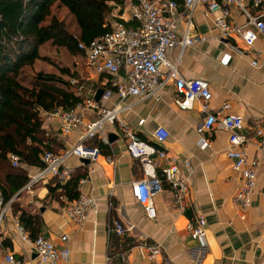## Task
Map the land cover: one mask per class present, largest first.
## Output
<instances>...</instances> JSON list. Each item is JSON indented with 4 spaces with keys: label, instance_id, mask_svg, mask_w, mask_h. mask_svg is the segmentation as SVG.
I'll use <instances>...</instances> for the list:
<instances>
[{
    "label": "crops",
    "instance_id": "obj_1",
    "mask_svg": "<svg viewBox=\"0 0 264 264\" xmlns=\"http://www.w3.org/2000/svg\"><path fill=\"white\" fill-rule=\"evenodd\" d=\"M223 10L227 11L226 19L230 23L243 24L247 20L234 4ZM185 11L183 0H177L176 16L182 18ZM220 14L218 10L209 13L205 5H196L188 33L198 40L186 46L181 54L178 47L169 49L167 57L178 63L181 76L208 81L212 109L228 101V112L242 115L243 132L248 137L244 147L246 154L258 160L256 190L251 205L242 211L232 200L241 180L226 156L228 133L219 127L200 133L197 129L204 119L200 103L196 102L191 109L180 108L175 103L177 91L169 82L159 97L128 96L122 102L132 106L123 111L121 118L143 139H148L157 125L168 130L163 147L169 156L177 159L180 175L188 181L183 203L177 205L174 202L172 189L162 171V162L155 161V173L160 183V189L153 195L156 217L150 219L146 216L131 191L132 183L143 178L141 163L128 155L123 130L106 123L101 136L107 138V149H99L94 159L72 157L68 163L73 176L79 179L78 195L74 199H68L62 188L56 186L60 182L54 177L37 183L31 192L21 188L13 196L17 206L38 216L37 236L49 238L57 247L69 249L68 261L58 264H108L106 257L112 241L109 226L114 221L121 222L126 228L123 236L115 237L126 253L124 260L113 256L111 264H257L260 260L264 252V36L259 35L248 50L239 38H222L213 24V18ZM109 21H112L111 16ZM179 27L181 36L186 29L185 21L179 22ZM225 56L229 59L223 65L221 60ZM253 59L257 60V66L251 65ZM89 70L94 74L93 83L113 90L107 99L101 97L98 103L105 107L114 106L119 98L111 85V78L104 76L108 74ZM164 73L165 68L161 75ZM123 78L121 74L120 80ZM96 116L95 111L88 112L83 123ZM43 118L42 127L49 133L52 151L59 152L74 145L83 135V125L62 134L56 118ZM139 119L144 122L138 124ZM258 129L262 130L261 134ZM201 139L208 145L202 147L199 144ZM91 142L88 140L85 144ZM184 161H188L189 169ZM33 166L37 165L24 167L27 176ZM84 177L87 180L79 184ZM80 194H87L95 200L94 208L88 211L82 224L72 221L63 209ZM196 214H203L206 219L207 249L204 253L186 228ZM16 223L20 224L13 210L0 223V264H10L4 262L8 253L23 262L50 264L39 261L30 245L22 240ZM63 235L68 239L62 240ZM140 244L160 245L162 252L156 262L146 258L145 250L138 246Z\"/></svg>",
    "mask_w": 264,
    "mask_h": 264
},
{
    "label": "built area",
    "instance_id": "obj_2",
    "mask_svg": "<svg viewBox=\"0 0 264 264\" xmlns=\"http://www.w3.org/2000/svg\"><path fill=\"white\" fill-rule=\"evenodd\" d=\"M185 13L182 18L176 16L177 0H124L112 12L111 28L109 31L93 39L88 45L79 44L84 50L86 64L89 69L97 74H108L111 85L119 98L112 107L101 106L94 96H88L84 101L71 108H57L50 113H43L48 118H56L59 121V131L68 134L76 127L83 125V135L74 145L65 147L59 152L45 150L40 159L41 166H33V171L28 173V180L21 190L32 191L33 187L45 179L54 177L58 182L67 181L73 173L68 164L72 157L81 159H94L100 152L96 146H87L88 140L95 137L107 142L103 128L106 123L120 127L127 139V152L130 157L141 163L143 178L134 181L131 185L132 195L142 205L146 216L150 219L156 217L153 195L160 189V183L155 173V161L162 162V171L165 179L170 184L174 202L181 205L188 192L187 178L180 175L178 161L169 156L163 144L169 132L157 125L150 133L148 139L141 138L138 133L122 121L121 114L131 108V104L122 101L128 96L138 98L159 97L164 86L172 82L177 97L175 103L182 109H191L196 102L200 103V111L204 119L198 127V131H210L214 127L224 129L228 133V145L226 156L232 161V169L240 175V186L232 200L236 206L244 211L251 205L252 195L256 190L258 160L250 158L246 154L245 144L248 137L243 132L244 121L240 114L228 112L230 103L223 102L218 108L210 107L212 93L208 81L202 78H185L180 75L178 63L171 62L167 52L173 47L180 49V54L186 46L192 45L198 37H192L188 33L191 24L193 9L196 5H205L207 11H220L221 14L213 18V24L222 38H239L245 47L250 49L259 35L264 36V0H183ZM234 4L246 16L243 24L230 23L226 19L225 6ZM255 9V11H252ZM185 21L186 29L180 36L179 22ZM228 57H223L221 63L226 65ZM251 65L257 66L256 59L251 60ZM165 73L161 75L162 69ZM121 74L123 80H120ZM75 79L71 80L73 83ZM112 89L104 91L103 98L110 96ZM95 111L97 116L83 123V118ZM144 119H139L142 124ZM262 133L261 129L257 131ZM199 144L204 147L208 142L201 139ZM111 161L110 158H107ZM12 165L20 164L16 156H11ZM184 165L189 169L188 161ZM86 177L80 179L83 184ZM264 195V190L262 191ZM14 197L5 201L0 195V223L11 214V205ZM95 206L93 197L80 194L74 201L66 203L64 213L72 221L82 224L90 209ZM189 234L196 240L202 253L207 249L206 219L203 214H196L187 225ZM16 229L35 252L41 263L58 264L69 259V249L57 247L55 243L44 236L29 238L23 227L16 223ZM126 228L119 221H114L109 226L111 238L121 237ZM67 240V235L61 237ZM146 252V258L156 262L161 255L160 245H138ZM125 250H114L109 245L107 263L111 264L113 256L120 260L125 259ZM4 262L10 264H32L31 261L23 262L13 254L4 256ZM257 264H264V252Z\"/></svg>",
    "mask_w": 264,
    "mask_h": 264
},
{
    "label": "trees",
    "instance_id": "obj_3",
    "mask_svg": "<svg viewBox=\"0 0 264 264\" xmlns=\"http://www.w3.org/2000/svg\"><path fill=\"white\" fill-rule=\"evenodd\" d=\"M123 2L0 0V195L5 201L15 196L28 180L24 167L41 166L40 155L45 150H51L49 133L42 127L43 113H50L59 107H74L87 97L71 82L75 73L67 67H59V75L38 71L29 78L25 68L32 67L38 59L47 60L40 54V48L46 42L63 47L72 55L85 56L79 44L86 46L109 31L112 7ZM54 8L66 9L73 24L57 17ZM63 75L70 79H65ZM98 89L106 91L107 87L94 83L93 96ZM91 141L87 146L107 149V144L100 138L95 137ZM11 156H16L20 164L13 166ZM73 175L65 183L56 185L62 188L68 199L78 195L79 179ZM11 207L23 229L31 238L37 237L38 216L17 206L15 199ZM112 247L113 251L123 248L115 237Z\"/></svg>",
    "mask_w": 264,
    "mask_h": 264
},
{
    "label": "rangeland",
    "instance_id": "obj_4",
    "mask_svg": "<svg viewBox=\"0 0 264 264\" xmlns=\"http://www.w3.org/2000/svg\"><path fill=\"white\" fill-rule=\"evenodd\" d=\"M54 14L59 18H65L67 23L73 24L71 17L67 16V11L64 8H54ZM40 54L45 59H38L32 67L25 68V73L28 78L38 72L61 74L59 67H67L71 73H75V86L82 89L86 95H91L93 89L94 74L88 69L85 56L78 54L72 55L65 48L52 45L46 42L40 48ZM65 79H70L69 76L63 75ZM88 97V96H87ZM103 99V98H102ZM105 100V98H104ZM104 100H102L104 102Z\"/></svg>",
    "mask_w": 264,
    "mask_h": 264
},
{
    "label": "water",
    "instance_id": "obj_5",
    "mask_svg": "<svg viewBox=\"0 0 264 264\" xmlns=\"http://www.w3.org/2000/svg\"><path fill=\"white\" fill-rule=\"evenodd\" d=\"M104 94V91L102 90V89H98L97 91H96V93H95V95H94V99L96 100V101H99L100 99H101V97H102V95ZM111 141L112 140V138H111V136H108V141Z\"/></svg>",
    "mask_w": 264,
    "mask_h": 264
}]
</instances>
